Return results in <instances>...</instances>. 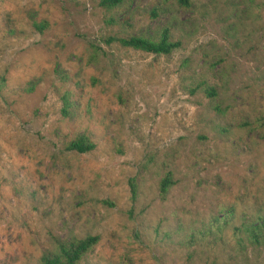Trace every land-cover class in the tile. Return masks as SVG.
Here are the masks:
<instances>
[{
	"label": "rangeland",
	"instance_id": "obj_1",
	"mask_svg": "<svg viewBox=\"0 0 264 264\" xmlns=\"http://www.w3.org/2000/svg\"><path fill=\"white\" fill-rule=\"evenodd\" d=\"M97 3L0 0V264L87 235L79 264H264L234 231L264 219V0Z\"/></svg>",
	"mask_w": 264,
	"mask_h": 264
},
{
	"label": "trees",
	"instance_id": "obj_2",
	"mask_svg": "<svg viewBox=\"0 0 264 264\" xmlns=\"http://www.w3.org/2000/svg\"><path fill=\"white\" fill-rule=\"evenodd\" d=\"M123 0H98V6L103 9H111L120 4ZM181 3L186 4V0H179ZM154 15V12L151 13ZM41 24L33 23V28L40 31L44 26ZM105 42L117 43L122 48H128L152 55H168L174 49L179 47V42L170 41L166 31H162L157 40H149L139 36L109 37ZM205 95L212 97L214 92L211 88L203 89ZM65 104V102H64ZM65 105L61 109V113L66 115ZM94 148V144L84 136L76 137L70 140L65 149L67 151L75 153H87ZM172 185L170 175L166 174L159 182L158 191L161 195H164L169 187ZM259 222L253 225L242 223L239 226L234 227V231H237L242 238L237 240L239 243L243 238L250 241L251 246L260 247L264 242V219L259 218ZM98 241V237L95 235H87L80 239H70L66 241H55L54 250L43 253L39 259V264H79L82 262L86 254L95 246Z\"/></svg>",
	"mask_w": 264,
	"mask_h": 264
}]
</instances>
